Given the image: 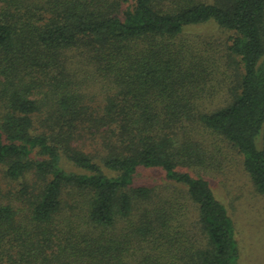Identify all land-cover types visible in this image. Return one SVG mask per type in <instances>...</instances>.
<instances>
[{
    "label": "trees",
    "instance_id": "trees-1",
    "mask_svg": "<svg viewBox=\"0 0 264 264\" xmlns=\"http://www.w3.org/2000/svg\"><path fill=\"white\" fill-rule=\"evenodd\" d=\"M263 138L264 0H0V264H239L207 174L264 195Z\"/></svg>",
    "mask_w": 264,
    "mask_h": 264
},
{
    "label": "rangeland",
    "instance_id": "rangeland-1",
    "mask_svg": "<svg viewBox=\"0 0 264 264\" xmlns=\"http://www.w3.org/2000/svg\"><path fill=\"white\" fill-rule=\"evenodd\" d=\"M196 33L208 36V39H226L227 34L218 27L205 25L193 29ZM215 137L209 138V143L214 142ZM217 144L222 146L219 140ZM264 143V138L262 139ZM223 150L228 154L220 169L209 168L212 171L207 174L216 196L226 204L229 213L235 221L236 238L239 242V264H264V195L249 180L243 172L241 156L233 148L224 144ZM158 170L144 171L138 178L139 183L154 185L159 182ZM27 179L32 181L31 174ZM22 181L12 180L4 174V168L0 166V205L13 203L18 205L15 199L16 193Z\"/></svg>",
    "mask_w": 264,
    "mask_h": 264
}]
</instances>
